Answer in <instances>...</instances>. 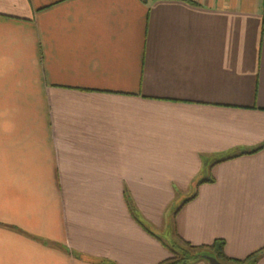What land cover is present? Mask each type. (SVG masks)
<instances>
[{"label":"crops","instance_id":"crops-1","mask_svg":"<svg viewBox=\"0 0 264 264\" xmlns=\"http://www.w3.org/2000/svg\"><path fill=\"white\" fill-rule=\"evenodd\" d=\"M179 199L264 264V0H0V264H161Z\"/></svg>","mask_w":264,"mask_h":264},{"label":"trees","instance_id":"trees-1","mask_svg":"<svg viewBox=\"0 0 264 264\" xmlns=\"http://www.w3.org/2000/svg\"><path fill=\"white\" fill-rule=\"evenodd\" d=\"M131 209L134 211L132 206ZM175 246L177 249H171V258L161 264H195L199 261L207 260L205 257L206 255L214 256L225 264H255L260 256V254L256 252L244 260L232 259L225 254L224 240H216L212 246L201 247L192 245L190 242L181 238L180 243L175 244ZM206 249L212 250L216 255L209 252L207 253Z\"/></svg>","mask_w":264,"mask_h":264},{"label":"rangeland","instance_id":"rangeland-1","mask_svg":"<svg viewBox=\"0 0 264 264\" xmlns=\"http://www.w3.org/2000/svg\"><path fill=\"white\" fill-rule=\"evenodd\" d=\"M130 202L132 204L133 209L136 211V215L137 216L138 215L141 216V213L136 208V206H134L132 201H130ZM182 203H184V199H179L178 201H173V202H171V204H169V206L167 207V209L165 211V214H164L162 226H160V227L155 226L154 224H150L149 222L145 221L143 216H141V218H142V220H141L142 226L153 237H155L157 240H159L165 246V248L168 251L171 252V254H172L171 249L172 248L177 249L175 244L180 243V241H181V239L177 235L174 234L175 233L174 213L177 212V210L182 205ZM206 251H207V253L209 252V253L215 254L210 249H206ZM205 262L210 264V262L208 260H205ZM101 264H105V261H104V263H101ZM110 264H113V263H110Z\"/></svg>","mask_w":264,"mask_h":264},{"label":"water","instance_id":"water-1","mask_svg":"<svg viewBox=\"0 0 264 264\" xmlns=\"http://www.w3.org/2000/svg\"><path fill=\"white\" fill-rule=\"evenodd\" d=\"M205 257L210 262V264H225L214 256L206 255Z\"/></svg>","mask_w":264,"mask_h":264}]
</instances>
